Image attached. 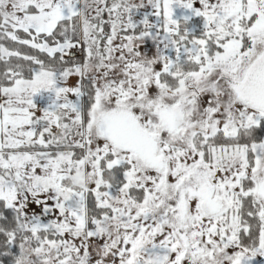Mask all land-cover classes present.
Instances as JSON below:
<instances>
[{"label":"snow or ice","instance_id":"6c2138e0","mask_svg":"<svg viewBox=\"0 0 264 264\" xmlns=\"http://www.w3.org/2000/svg\"><path fill=\"white\" fill-rule=\"evenodd\" d=\"M0 264H264V0H0Z\"/></svg>","mask_w":264,"mask_h":264}]
</instances>
